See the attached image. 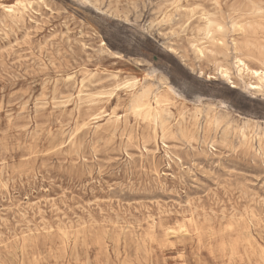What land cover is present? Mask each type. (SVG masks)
Masks as SVG:
<instances>
[{
    "label": "rangeland",
    "instance_id": "rangeland-1",
    "mask_svg": "<svg viewBox=\"0 0 264 264\" xmlns=\"http://www.w3.org/2000/svg\"><path fill=\"white\" fill-rule=\"evenodd\" d=\"M17 1L0 264H264V0Z\"/></svg>",
    "mask_w": 264,
    "mask_h": 264
},
{
    "label": "bare ground",
    "instance_id": "bare-ground-1",
    "mask_svg": "<svg viewBox=\"0 0 264 264\" xmlns=\"http://www.w3.org/2000/svg\"><path fill=\"white\" fill-rule=\"evenodd\" d=\"M97 1V0H96ZM109 2V1H108ZM102 3V2H101ZM98 5V4H97ZM5 9H7L6 11L10 12V13H15L16 10H18L19 8H26V3L24 1H17L16 4L11 5V6H4ZM115 11V10H114ZM117 11V10H116ZM113 12V11H112ZM156 13V12H154ZM220 29V28H219ZM224 32V30L222 31ZM227 34V33H226ZM222 44V43H221ZM195 46V45H194ZM228 52V51H227ZM221 56V55H220ZM226 59V58H225ZM235 66H236V70L239 76H245L247 75L248 77H251L253 80H255V83H251L249 84V87L252 91L255 92H262L264 90V69H251L246 63H244L241 59L239 58H235ZM219 75L221 76V78H223L224 80L230 81L231 80V76H230V72L227 69H223L221 68L219 71ZM213 78V76L209 75L208 76V80ZM72 79V78H71ZM70 79V80H71ZM162 84V83H160ZM97 85V84H96ZM231 88L236 89L235 85H232ZM257 94V93H256ZM146 108V107H145ZM137 114V113H136ZM105 116V115H104ZM216 120V117H215ZM242 136L244 139H246V135L244 133V130H242ZM225 138V137H224ZM156 141V140H155ZM213 149V148H212ZM163 174V173H162ZM190 221V220H189ZM83 228V226H82ZM154 230V229H153ZM169 232V231H168ZM188 235V234H187ZM174 246V245H173ZM172 246V247H173ZM259 255V254H258ZM264 255V254H263ZM246 256V255H245ZM260 256V255H259ZM232 257V256H231ZM132 264V263H130Z\"/></svg>",
    "mask_w": 264,
    "mask_h": 264
},
{
    "label": "snow or ice",
    "instance_id": "snow-or-ice-1",
    "mask_svg": "<svg viewBox=\"0 0 264 264\" xmlns=\"http://www.w3.org/2000/svg\"><path fill=\"white\" fill-rule=\"evenodd\" d=\"M114 40H116L118 43H124V39L121 36H114L113 37Z\"/></svg>",
    "mask_w": 264,
    "mask_h": 264
}]
</instances>
